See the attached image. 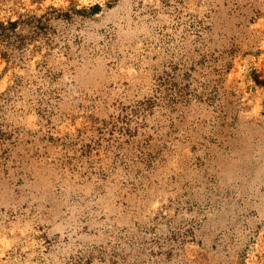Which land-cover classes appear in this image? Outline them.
I'll return each mask as SVG.
<instances>
[{
	"label": "rangeland",
	"instance_id": "obj_1",
	"mask_svg": "<svg viewBox=\"0 0 264 264\" xmlns=\"http://www.w3.org/2000/svg\"><path fill=\"white\" fill-rule=\"evenodd\" d=\"M0 264H264V0H0Z\"/></svg>",
	"mask_w": 264,
	"mask_h": 264
}]
</instances>
